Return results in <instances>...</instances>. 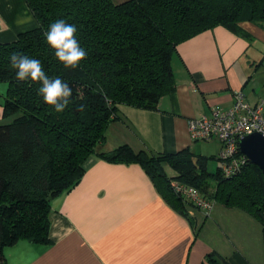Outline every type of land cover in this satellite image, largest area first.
Masks as SVG:
<instances>
[{
    "label": "trees",
    "instance_id": "16d2710c",
    "mask_svg": "<svg viewBox=\"0 0 264 264\" xmlns=\"http://www.w3.org/2000/svg\"><path fill=\"white\" fill-rule=\"evenodd\" d=\"M37 25L0 42V82L7 88L0 123V264L3 249L19 239L49 244L51 201L82 177L89 156L110 162H138L172 207L206 211L185 201L173 180L201 195L253 216L264 228V179L248 158L237 173L207 169L212 156L188 147L174 153L134 150L123 143L99 151L108 125L119 118L118 105L155 110L175 88L173 60L179 42L217 24L237 29L249 20L264 26V0H26ZM65 19L88 55L76 68L54 56L45 37L50 22ZM39 59L50 76L72 88L70 104L56 113L37 89L39 81H18L10 55ZM83 104V109L80 105ZM168 166L175 172L169 177ZM210 264H228L211 251Z\"/></svg>",
    "mask_w": 264,
    "mask_h": 264
},
{
    "label": "crops",
    "instance_id": "0c3cea01",
    "mask_svg": "<svg viewBox=\"0 0 264 264\" xmlns=\"http://www.w3.org/2000/svg\"><path fill=\"white\" fill-rule=\"evenodd\" d=\"M36 25L26 0H0V42ZM173 67L175 88L157 109L118 105L99 151L123 143L155 153L188 147L218 166L220 143L192 140L188 121L231 106L236 90L251 104L264 97V26L244 20L237 29L217 24L200 31L177 44ZM6 88L0 83V123ZM84 167L80 180L51 201V242L19 239L4 247L5 264H210L211 251L228 264H264V228L245 211L215 202L208 214L189 209L185 216L138 162L92 155Z\"/></svg>",
    "mask_w": 264,
    "mask_h": 264
},
{
    "label": "built area",
    "instance_id": "2783aa9c",
    "mask_svg": "<svg viewBox=\"0 0 264 264\" xmlns=\"http://www.w3.org/2000/svg\"><path fill=\"white\" fill-rule=\"evenodd\" d=\"M188 131L192 140H216L220 143L221 171L223 175L231 176L239 171L247 158L239 150V139L252 132L264 135V97L251 104L241 90H236L231 106L212 107L209 114L189 119ZM171 185L185 201L207 213L212 209L213 201L201 195L196 187L175 180Z\"/></svg>",
    "mask_w": 264,
    "mask_h": 264
},
{
    "label": "clouds",
    "instance_id": "9594fccd",
    "mask_svg": "<svg viewBox=\"0 0 264 264\" xmlns=\"http://www.w3.org/2000/svg\"><path fill=\"white\" fill-rule=\"evenodd\" d=\"M77 31L74 23H68L61 18L50 22L44 33L48 45L54 49V56L67 68H76L88 55L76 36ZM10 67L15 70V78L18 81H39L38 95L46 104L51 105L56 113L63 112L70 104L72 88L60 76L50 77L39 59L13 52L10 55ZM83 107L81 104L80 108Z\"/></svg>",
    "mask_w": 264,
    "mask_h": 264
},
{
    "label": "water",
    "instance_id": "95a60500",
    "mask_svg": "<svg viewBox=\"0 0 264 264\" xmlns=\"http://www.w3.org/2000/svg\"><path fill=\"white\" fill-rule=\"evenodd\" d=\"M264 19V7L262 9ZM239 150L260 170L264 179V135L252 132L239 139Z\"/></svg>",
    "mask_w": 264,
    "mask_h": 264
},
{
    "label": "rangeland",
    "instance_id": "374dc122",
    "mask_svg": "<svg viewBox=\"0 0 264 264\" xmlns=\"http://www.w3.org/2000/svg\"><path fill=\"white\" fill-rule=\"evenodd\" d=\"M0 83H2V82H0ZM201 143V142H200ZM202 143H205V145H204V150H207V149H209L210 148V150H211V147H208V145H207V143H206V141H204V142H202ZM212 143V142H211ZM217 162H216V160H214V158H209V160H208V162H207V169H208V171L210 172V173H215L216 172V170H217Z\"/></svg>",
    "mask_w": 264,
    "mask_h": 264
}]
</instances>
